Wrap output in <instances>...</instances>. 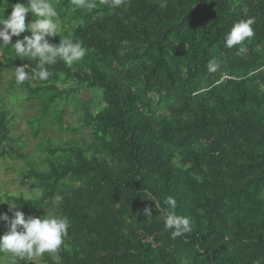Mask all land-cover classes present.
Instances as JSON below:
<instances>
[{
  "label": "trees",
  "instance_id": "1",
  "mask_svg": "<svg viewBox=\"0 0 264 264\" xmlns=\"http://www.w3.org/2000/svg\"><path fill=\"white\" fill-rule=\"evenodd\" d=\"M26 2L0 0V10L8 16ZM53 2L61 37L81 41L86 56L71 67L58 60L35 86L17 85L14 77L12 87L48 96L40 119L53 113L61 129L57 100L75 99L90 140L48 147L46 167L32 162L21 180L33 179L39 196L5 200L28 216L69 219L61 264H264V0H127L116 10L95 0L91 11L72 0ZM250 17L251 40L225 47L232 26ZM209 61L217 71H207ZM36 64L0 49V68L25 65L31 74ZM70 80L77 85L59 88ZM81 83L101 91L100 99L79 98ZM9 123L1 110L0 158L23 157ZM169 196L177 200L176 215L192 225L175 239L161 218ZM6 204L0 202V214ZM5 231L6 223L0 235ZM43 262L55 264L48 253Z\"/></svg>",
  "mask_w": 264,
  "mask_h": 264
},
{
  "label": "clouds",
  "instance_id": "2",
  "mask_svg": "<svg viewBox=\"0 0 264 264\" xmlns=\"http://www.w3.org/2000/svg\"><path fill=\"white\" fill-rule=\"evenodd\" d=\"M110 10H116L126 6L127 0H100ZM72 4L78 8L89 11L96 7L95 0H72ZM7 8L0 10V49L11 48L21 60L30 59L36 61V67L31 74L26 71L25 65L18 66L14 70L15 83L23 84L26 80L46 81L52 75L48 66L54 65L58 60L63 61L68 67L79 62L86 56L87 49L79 40L61 37V26L57 22L59 13L53 0H27L26 3H17L13 6L8 16L4 15ZM31 12L34 20L26 24V14ZM254 18H248L235 23L225 36V47L231 49L236 45H242L246 40L254 36L252 25ZM29 32L22 40L12 43L13 36ZM59 36L58 44L50 42V38ZM219 65L215 61H209L207 71H217ZM7 201L12 211L10 218L7 213L0 214V220L7 225V231L0 235V253L9 255L8 264H17L18 260L33 261L50 254L55 264H61L59 250L65 243L68 235L69 219L66 216L43 215L41 217L27 216L22 211H13L18 205ZM63 197H55V205L59 206ZM164 203L168 211L161 217L165 230H171L173 239L183 236L192 230L190 218L176 215L174 209L177 200L167 197ZM145 218L152 217V209L145 206L143 209ZM150 237L145 238L147 240ZM148 241V240H147ZM151 242V241H148ZM154 242V240H153ZM256 264H260L259 261Z\"/></svg>",
  "mask_w": 264,
  "mask_h": 264
},
{
  "label": "rangeland",
  "instance_id": "3",
  "mask_svg": "<svg viewBox=\"0 0 264 264\" xmlns=\"http://www.w3.org/2000/svg\"><path fill=\"white\" fill-rule=\"evenodd\" d=\"M34 20L30 16V20ZM57 22L63 29V21L57 18ZM70 25L66 26V30H70ZM83 60L76 62L81 63ZM14 70L0 68V111L6 110L8 118H10V135L14 139L12 143L15 151L23 154V157L17 155L7 156L6 159L0 158V199H5L7 195H23L26 198L35 199L39 196V190L33 179L27 180L25 184L21 183L23 174L30 168L32 162L38 168H45L46 164L43 159L48 154V147L53 148L56 145L64 144L70 138L81 139L80 142L90 140L89 129L81 131L84 110L75 106L74 100L66 99L67 94L63 95L61 100H57V108L64 110L63 127L53 125V113H49L42 120L43 107L49 101V97L44 95H33L23 87L13 88ZM32 86H35V80H31ZM82 84V83H81ZM80 84L79 98L87 101L97 102L102 92L94 90ZM75 80L68 81L67 84L58 83L60 89L76 86ZM264 88V86H261ZM71 98V97H70ZM95 109V104L90 105ZM53 115V116H52ZM41 127L39 135H35V129ZM7 214L12 217V211H9L10 205L6 204ZM22 211L27 218L24 210L17 208L13 211ZM5 222L0 220V225ZM44 256V255H43ZM43 256L37 257L30 261L31 264H44ZM2 264H8L9 255L3 253L0 256Z\"/></svg>",
  "mask_w": 264,
  "mask_h": 264
},
{
  "label": "built area",
  "instance_id": "4",
  "mask_svg": "<svg viewBox=\"0 0 264 264\" xmlns=\"http://www.w3.org/2000/svg\"><path fill=\"white\" fill-rule=\"evenodd\" d=\"M147 240L153 242V238L152 237L148 238Z\"/></svg>",
  "mask_w": 264,
  "mask_h": 264
}]
</instances>
